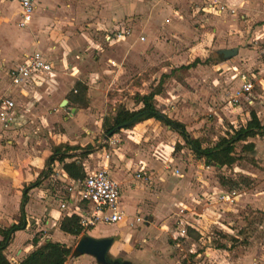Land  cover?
Returning a JSON list of instances; mask_svg holds the SVG:
<instances>
[{
	"label": "rangeland",
	"instance_id": "374dc122",
	"mask_svg": "<svg viewBox=\"0 0 264 264\" xmlns=\"http://www.w3.org/2000/svg\"><path fill=\"white\" fill-rule=\"evenodd\" d=\"M111 2H118V4L121 2L128 6L129 10H124L116 17L114 11L109 12L104 9ZM207 2L209 1L205 3ZM159 3H161L160 0H55L52 11L59 12L61 10L62 16L51 17L47 26L41 29V32H46L47 37L42 45L43 51L47 52L46 54L49 56L57 57L51 60L57 71V74L52 78L58 82L57 87L52 90L53 104L49 107L50 104L46 102L47 105H45L44 102V111L53 113L54 109H57L59 100L67 94L73 96L71 89L72 87L75 89L69 81L68 70L64 71L59 61L63 52L59 47L62 41H65L70 50V53L67 54V62L72 63L74 53L83 58L77 61L78 82L86 83L87 86L100 84V87L93 92L98 100V107H94L92 122L90 119V123H85V127L92 131L91 134H86L84 131L78 133L71 141L73 143H70L79 148L91 147L89 155L97 156L90 157L86 162V165L91 169L97 162L105 163L106 159L102 154H113L111 149L114 146L113 144L109 145L106 140L103 141L104 137L100 131H97L99 125L95 122L110 114L118 101L131 108V103L128 100L130 94L134 93L131 87H142L143 91L149 87L152 88V85H156L158 79L161 78L160 70L166 66L165 64L171 65L172 71L170 75H163L168 77H163L164 79L161 81L164 87H162L163 92L155 98L156 106L168 117L181 121L188 136L198 140L202 146H211L219 137L238 129L244 124L245 115H248L249 112H253L260 123L264 121V85H261V81H264V45H257L256 53L247 58L233 57L221 62L216 58L214 52L210 51L207 52V57L200 59V44L204 45L203 49H209L211 46V43L206 41L208 38L206 32L211 28L206 27L200 30L198 24H192L198 19H191L193 16H189L187 10L185 14L191 21V36L175 41L174 44L171 43L172 49H166L165 44L167 43L164 44L160 38H157L160 40L157 41L151 34L154 32L152 22L156 23L158 19L155 16L154 21L150 24V17H153L150 15V10ZM203 6L205 5L203 4ZM90 11L92 18L84 20V14H89ZM201 16H205L211 22L214 14L209 11L201 13ZM112 17L115 19L113 20ZM172 18L176 19V17ZM76 20L79 21L76 22ZM88 23L90 26L93 24L100 28V30L94 28L87 31L93 45H99L103 51L100 60L99 57H96L97 51L89 49L84 52V42L76 46L73 43L74 33L78 32L79 27L86 28L84 24ZM115 23L125 26L129 35L124 41H114L118 44L107 48V44L105 45L102 41L103 36L106 34V30H109ZM200 31L201 33L205 32L202 40H200ZM138 36L144 38L143 42H139L141 51L134 54L128 53ZM35 41H37L36 37L33 39V43ZM53 46H57L54 53L51 52ZM120 46L126 48L122 57L112 56L114 61L117 58H122L118 60L119 66L107 71V68L111 66L103 55ZM194 60H197L198 64H195L193 68L180 69V66ZM105 67H107L106 70H104ZM119 67L123 71L119 70ZM148 71L151 73L148 74ZM238 75H244L253 80L252 107L243 102H240L236 107L229 104V97L234 95L239 86ZM3 77L4 73H1L0 80H3ZM52 78L48 79L52 80ZM91 79L93 83L90 84ZM125 86H129L131 91H125ZM164 91L165 93L170 91V95L166 97ZM47 97L50 98V94ZM166 98L169 102L166 101ZM96 99L94 101H97ZM102 99L106 102L101 103ZM45 113H43L44 116ZM59 115L61 121L67 116L66 112H61ZM55 125L56 123L53 121L47 124V128L55 134V138L50 139L48 143L51 148L57 140H64L58 139L56 136L64 134L66 129L61 128L60 125L55 128ZM41 135L47 137V134L41 133ZM90 135L93 137L90 138ZM144 135L146 139L142 141V146L139 145L140 156L149 157L155 162V165L149 166L150 169L147 168L145 175L136 180L143 184V190L147 195L160 196L161 192H164L166 197H177L176 199L182 205L176 207V211L174 209V212L157 220L153 225L158 230L152 227L153 232L148 231L142 240L137 242L135 236L141 231V227H138L137 224L128 225L127 223L126 227L132 234L129 242L125 244L119 242L118 238L115 239V245L119 243L124 246L126 251H118L117 254L110 256L111 259L126 261L129 264H141L142 261L128 255L131 248L133 251L142 249L143 246H155L151 249L153 261H156V257L159 256L161 258L169 256L176 258L174 264H196L197 260H193L189 253L172 247L173 241L170 232L174 227L173 222L182 220V215L185 213L187 224L196 228L199 233L188 228L186 234L191 240L180 246L183 249L185 246H194L193 249L196 252L194 256L200 254V264L214 262L209 259L212 257L211 255L203 256V253H207L206 251L210 254L219 253L222 256L220 263L224 262L223 264H226V260L229 262L234 260L233 264H264V140L258 137L248 139L247 142H251L253 145L252 152H240V145H237L235 149L237 160L228 167L217 168L206 166L202 161L195 159L183 145L181 139L162 125L153 126L151 131L145 130ZM64 141L67 144L68 140ZM77 150L81 152L82 149ZM76 154L79 152L76 151ZM107 163L101 164L98 169L106 165L110 175L112 170H117V166H110L109 160ZM164 165L167 167L164 168ZM129 168V170H133V167ZM131 172L129 171V173ZM132 177L134 178L133 174ZM122 186L120 194L131 200L125 190V184ZM45 188L50 190L49 187L45 186ZM36 194L39 201L51 206L57 205L51 194L45 195L42 192H36ZM226 195L229 198L221 200V197H226ZM128 209V206L125 207V211ZM37 223L40 225L42 220ZM36 224L34 228H30L31 231L37 228ZM161 225H166L167 229L159 230ZM105 228V226L96 225L94 231L102 232L106 230ZM34 234L35 237L44 235L42 231H37ZM79 239L80 236L67 239L70 250L73 251ZM72 257L75 259V256L72 255ZM81 258L82 256H79L80 260L76 261V264H82ZM243 258L247 261L241 262L240 260ZM150 259L151 255L145 257L144 264L145 262L149 264Z\"/></svg>",
	"mask_w": 264,
	"mask_h": 264
},
{
	"label": "crops",
	"instance_id": "0c3cea01",
	"mask_svg": "<svg viewBox=\"0 0 264 264\" xmlns=\"http://www.w3.org/2000/svg\"><path fill=\"white\" fill-rule=\"evenodd\" d=\"M206 1L209 0H160L161 3L154 5V8L150 10V15L154 17H150V24L152 21H154L155 16L157 17L156 19H158L156 23L152 22L154 27V32L151 33L153 34L152 36L157 41H160L157 39L160 38L163 40L164 44L166 42V49H172V45L170 44H174L175 41L181 40L182 38L187 39L189 35L191 36L190 28H192L190 25L191 21L187 14H185L188 10L189 16H193L191 19H198L192 22V24H198V28L200 30L206 27L211 28L208 32H206L208 34L206 41L210 42L211 46L209 49H203L204 45L200 44V59L202 57H207L206 54L210 51H213L214 55L216 56V52L220 50H235L236 53L231 58H247L256 53L257 45H264V0H218L219 2L226 4L229 9H232L233 14H230L229 12H223L221 14L213 13L214 16H212L213 18L211 22H209L205 16H201V13L208 12V2L205 3ZM54 4L55 0H35L29 23L26 26L19 28L17 26V22L19 20L20 9L17 2L14 0H0V74L4 73L5 70L11 68L13 65L23 60L26 56L34 51L40 52L42 56L52 64L53 71L49 78H52L55 76V74H57V71L54 67V62L51 60L52 58L57 57H52L51 55L49 56L46 54L47 52L43 51L42 45H44V41L47 39V37L45 35L46 32H41V29H43L44 26H47V24L50 22L51 17L57 16L58 18L62 16L61 10L59 12L52 11ZM203 4L205 6H203ZM104 9L108 10L109 12L114 11L116 13L114 14L116 17H118L124 10H129L128 6L121 4V2H119V4L118 2L108 3L107 7ZM36 13H40L41 15H36ZM88 13L89 14H84V20H86V18H92V12L90 11ZM108 15L112 16L110 13H108ZM172 17H176V19ZM112 19L114 20L115 18L112 17ZM78 21L79 20H76V22ZM84 25H86V28L79 27L78 32L74 33L73 43L76 46L84 42V52L89 49H93L97 51L96 57H99L100 60L101 53L103 54V51L99 45H93L92 40L90 39L91 37L87 33V31H89L88 29L95 28V30H100V28L95 27V25L93 26V24L90 26V23ZM123 28L126 27L115 23L109 30H106L105 33L107 34L114 29ZM204 35L205 32L201 33L200 31V40H202ZM104 36L102 41L105 45L107 44V48L118 44V42L114 41H111L110 43L105 42ZM35 37L37 38V41L33 43V39ZM139 38L140 36L137 37L136 41L134 40V42L138 44L133 42L131 50L128 53L134 54L141 51L142 48L140 47L139 42H143L144 38L141 37L142 41L139 40ZM59 47L63 50L59 59L61 67L64 71L68 70L67 73L70 75V77H68L70 79L69 81L75 87V91L77 90L80 92V95L77 96L75 95L76 93L72 92L71 94L73 96L70 94L68 96L67 94L64 98L59 100L57 109H54L53 113L50 111H44V107L47 105V103L50 104L49 107L53 104V101L51 100L52 90L55 89L58 84L55 79L52 78V80L50 79L47 82H43V80H41L42 84L39 86H32L29 84L25 87L11 86L5 77H3V80H0V97L5 96L13 101V112L15 115V122L12 126L5 128L0 124V231L17 223L19 219V206L22 189L34 181L38 182L36 187L30 189L26 193V203L23 206L25 220L24 229L13 233L9 245L3 252L5 258L10 264H18L26 254L34 249L32 239L36 240V246L41 245L44 241H51L63 244L65 247L69 248L67 239L73 238V236L64 234L58 229L61 219L67 216V214L60 212L57 205L51 206L47 205L41 200L39 201L36 196V192H42L45 195L48 194V190L45 188V186L48 187L49 185L46 179V174H48L50 171L49 166L51 165L55 166L54 170H61L69 179H75L73 177H69L62 170L61 164H59L57 161H53L48 166H46L45 163L55 147L67 145L69 147L79 148L70 144L73 143L71 141H73L75 136H77L78 133H83V131L86 134H91L92 131L90 128L85 127V123H90V119L91 122L93 120L92 115L95 112L94 107H98V100L93 95V92L100 87V84L95 86H87L86 83L83 84L80 81L78 82L77 73L79 72V67L77 65V61H80L83 58H81L77 53H74L72 56V63H69L67 62V54L70 53L69 46H67L65 41H62ZM51 49V52L54 53L57 49V46H53ZM125 50L126 48L120 46L116 47L114 51L110 50L108 53L104 54L103 56L111 66L108 68L105 67L104 70L107 68V71H109L114 67H118V60L122 58H117L116 61H114V57H122ZM218 60L221 62L225 61L220 59ZM193 62L180 66V69L189 70L193 68L195 64H198L197 61V63L194 65H190ZM165 65L166 66L162 67L160 70L161 78L158 79L156 85H152V88L149 87L143 91L142 87H131L134 91L132 95L130 94V98L128 99L131 103V108H129V106L123 102L118 101L110 114L103 116L101 119H98V121L95 122L97 125H99L97 131H100L101 135V124L103 119L106 117H112L117 106L121 105L129 111L139 109L141 104L134 103V96L146 95L155 87H157V85H159L160 92L153 97V104L155 108L160 111L156 106L155 98L159 96L161 92H163L162 87H164V84L161 81L164 79L163 77H168L167 75H163H170L172 71L171 65ZM118 69L123 71V69L120 67ZM150 73L151 72L148 71V74ZM89 83H93V80L91 79ZM262 84L264 85V81H261V85ZM73 89L74 88L72 87L71 91ZM124 90L131 91L129 86H125ZM117 91L121 92L122 90ZM49 94L51 96L50 98L47 97ZM164 94L167 97L170 95V91H166V93L164 91ZM94 99L97 101H94ZM62 101H65L63 107L60 106ZM166 101L169 102L167 98ZM102 102L106 101L102 99L101 103ZM44 112H46L45 116L43 114ZM61 112H66L67 114L65 118H62V121L60 120L59 115ZM245 117L247 119L248 115H245ZM168 118L172 119L170 117ZM51 121L56 123L55 128H57L58 125H60L61 128H66L64 134L62 133L56 137L58 139L68 140L67 144L64 140H57L54 142L53 148L48 145L50 139L53 140L55 138L54 132L47 128V124ZM178 122L182 124L181 121ZM158 125L162 124L153 119H148L136 123L130 129L119 130L110 137L103 138V141L106 140L108 144L109 141H114V146L111 149L113 154L108 153L109 156L107 155V160L105 163L101 162V164H108L107 162L109 160L110 166H117V170H112L110 175L115 181L118 179L116 182L119 185L120 193L123 187L122 185L125 184V190L127 191V195L130 196L131 200L120 194L119 209L125 216L123 221L109 226L101 225L106 227V230L102 232H95L94 228H91L85 233H80L78 236H80V239H109L110 243L105 251L107 263L117 261L122 262V264H129L126 261L111 259L110 256L117 254L118 251H126L123 248L124 246L120 245L119 243L115 245V239L118 238L119 242H123L125 244L129 242L132 234H130L126 224L129 223L134 217H139L144 221V223L137 224L138 227H141V231H139L135 236V241L137 242L142 240V237L145 235V233L152 231V227L157 228L154 225H149L147 222H153L155 224L157 220H160L165 215H169L170 213L174 212L176 207L182 205V203L176 199L177 197H166L164 192H161L160 196L147 195L143 190V184L137 181L135 178V173L137 171H141L140 175L144 176L145 172L148 170L147 168H149V166L155 165V162L149 157L140 156L139 148L142 146V141L146 139L144 135L145 130L148 129L151 131L153 126L156 127ZM162 126L169 130L168 127H165L164 125ZM41 133L47 134V137H43ZM89 137L92 138L93 136L90 135ZM76 151H78L79 154H76ZM81 153L82 151L80 152V150L70 151L69 154L73 157L71 159H65V162L75 160L76 162L80 163L83 175L98 169V167L101 165L100 162H97L95 166H92V169L86 165V162H88L90 157H97L93 156L95 154L80 156ZM106 154L107 153L102 154L104 158ZM164 166V168L167 167L166 165ZM129 167H133V170H129ZM129 171L132 172L129 173ZM132 174L134 175V178L132 177ZM127 206L129 209L128 211H125V207ZM186 219L187 215L184 213L182 215V220H175L173 222V230L175 227H184L186 230L189 228L199 233L196 228L187 224L188 222L185 221ZM39 220H42V223L37 225V221L39 222ZM35 224L37 228L31 231L30 228H34ZM159 227V230L162 228L167 229L166 225H161ZM37 231H42L44 235L42 237H35L34 233ZM188 240L191 239L186 234V238L182 240V242L185 243ZM180 245L174 247V243L172 242L173 248L184 251V253H189L193 260H197L195 263L200 264V254L198 253L194 256L196 253L193 249L194 246H185L183 249ZM154 247L155 246H143L142 249L133 251L131 248L128 255L133 256L135 259H138V261H142L141 264H144V258L149 255H151L149 264L175 263L176 258H171L169 256L161 258L159 255V257H156V261H153L151 249ZM206 252L207 253H203V256L209 257L211 255L212 257L209 259L214 261V264L224 263H220L222 256L219 255V253L210 254L208 251ZM80 256H82V264H98L90 255L84 254ZM73 258L74 257H72L74 264H76V261L80 260L79 256L77 255L75 256V259ZM228 259L231 258L228 257ZM240 261L246 262L247 260L243 258ZM209 263L213 264L212 262ZM233 263H235L234 260H232V262L226 260V264ZM145 264L147 263L145 262Z\"/></svg>",
	"mask_w": 264,
	"mask_h": 264
},
{
	"label": "built area",
	"instance_id": "2783aa9c",
	"mask_svg": "<svg viewBox=\"0 0 264 264\" xmlns=\"http://www.w3.org/2000/svg\"><path fill=\"white\" fill-rule=\"evenodd\" d=\"M20 9L19 20L17 26L22 28L26 26L30 19L34 8L35 0H14ZM208 12L215 14L229 12L233 14V10L229 9L226 4L218 0H209L207 3ZM129 35L127 28L114 29L107 33L104 37L105 42L124 41ZM139 40L142 41L140 37ZM53 71L52 64L46 60L38 51H34L23 60L19 61L11 68L5 70L4 77L9 84L14 87H25L27 85L39 86L41 80L47 82ZM239 86L229 97V104L236 107L243 102L245 105L252 107L253 100L251 94L254 89V83L251 78L244 75H238ZM76 93L75 89L71 91ZM14 103L8 97H0V124L7 128L14 124L15 115L13 112ZM114 141H109V145ZM108 154L105 155L107 160ZM50 171L46 174L50 190L48 194L53 196L56 201L58 210L64 214L74 215L77 217V224L80 233L94 228L96 225H113L124 220V214L119 209L120 188L118 183L109 175L106 165L101 166L83 175V177L69 179L61 170L56 171L55 166H49ZM141 171L135 173V178H140ZM175 174H177L175 172ZM233 193V192H232ZM229 198V196H228ZM221 197V200L228 199ZM147 222V221H146ZM144 223L139 217H134L128 225ZM153 225V222H147ZM174 247L182 244V240L186 238V229L184 227H175L170 232ZM181 240V241H179ZM74 264L72 255L65 258L64 264Z\"/></svg>",
	"mask_w": 264,
	"mask_h": 264
},
{
	"label": "trees",
	"instance_id": "16d2710c",
	"mask_svg": "<svg viewBox=\"0 0 264 264\" xmlns=\"http://www.w3.org/2000/svg\"><path fill=\"white\" fill-rule=\"evenodd\" d=\"M195 63H197V61H194L190 65H194ZM159 89V85H157V87L146 95H135L134 103L141 104V107L137 110L129 111L121 105L117 106L112 117L103 119L101 124L102 136L110 137L119 130L130 129L136 123L153 119L177 134L183 142V145L190 151L195 159L202 161L206 166L217 168L228 167L237 160L235 158V149L237 145H240V152H252L253 145L251 142H247V140L255 137L264 140V121L260 123L256 115L253 112H249L246 121L239 126L238 129L232 130L229 134H224V136L219 137L211 146H202L198 140L188 136L183 124L169 119L155 108L153 97L160 92ZM75 95L79 96L80 92L76 90ZM77 149L79 148L69 147L67 145L55 147L51 155L47 158L45 165L48 166L53 161H57L61 164L62 170L69 177L80 178L83 176L80 163L75 160L65 162V159H71L73 157L69 152ZM81 149L82 153L80 156H86L91 153L90 146ZM37 185L38 182L34 181L22 189L19 219L17 223L0 231V264H10L3 252L9 245L13 233L24 229L25 220L23 206L26 203V193ZM58 229L60 232L73 237H77L80 234L77 217L74 215L63 217L59 223ZM32 244L34 249L26 254L18 264H64L66 256H76L70 248L57 242L44 241L41 245L36 246V240L32 239Z\"/></svg>",
	"mask_w": 264,
	"mask_h": 264
},
{
	"label": "water",
	"instance_id": "95a60500",
	"mask_svg": "<svg viewBox=\"0 0 264 264\" xmlns=\"http://www.w3.org/2000/svg\"><path fill=\"white\" fill-rule=\"evenodd\" d=\"M236 53L235 50H220L216 52V56L220 60H228ZM65 101L60 104L63 107ZM110 243L109 239H99L93 240L91 238L80 239L73 249V253L77 256L80 255H90L92 256L98 264H106L105 251Z\"/></svg>",
	"mask_w": 264,
	"mask_h": 264
},
{
	"label": "flooded vegetation",
	"instance_id": "af4514ba",
	"mask_svg": "<svg viewBox=\"0 0 264 264\" xmlns=\"http://www.w3.org/2000/svg\"><path fill=\"white\" fill-rule=\"evenodd\" d=\"M106 263H107V262H106ZM107 264H122V262L114 261V262H108Z\"/></svg>",
	"mask_w": 264,
	"mask_h": 264
}]
</instances>
